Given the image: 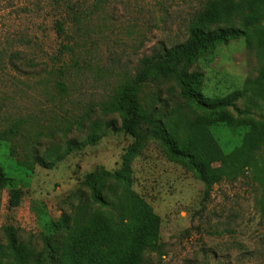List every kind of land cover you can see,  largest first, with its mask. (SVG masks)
<instances>
[{"label":"rangeland","instance_id":"rangeland-1","mask_svg":"<svg viewBox=\"0 0 264 264\" xmlns=\"http://www.w3.org/2000/svg\"><path fill=\"white\" fill-rule=\"evenodd\" d=\"M248 1L0 0V135L16 127L11 141H0V264H30L62 215L104 226L114 227L117 218L126 223L122 211L131 194L157 219L148 264H264V173L245 169L206 196L192 169L149 141L132 159L127 182L104 185L107 208L92 204L85 185L96 171L119 172L133 143L119 131L118 116L103 111L119 83L143 57L184 43L197 17L211 9L226 11L211 28L232 22L247 37L200 55L191 71L203 75L205 99L240 98L235 110L198 109L164 85L167 129L175 126L186 138L188 126L200 120L228 155L251 124L264 125V83H253L264 63V21L243 24ZM155 92L149 87L141 96ZM112 123L116 129L108 128ZM90 138L96 139L87 143ZM69 140L80 148L57 161ZM33 153L50 167L28 169ZM9 228L14 254L7 250Z\"/></svg>","mask_w":264,"mask_h":264},{"label":"trees","instance_id":"trees-1","mask_svg":"<svg viewBox=\"0 0 264 264\" xmlns=\"http://www.w3.org/2000/svg\"><path fill=\"white\" fill-rule=\"evenodd\" d=\"M223 17H226L224 9H211L205 15L195 18L184 43L143 57L133 76L123 80L114 90L111 102L106 104L103 111L118 116L119 131L131 137L133 143L123 157L119 172L107 174L101 170L86 178L85 185L90 191L93 205L107 208L102 195L104 185L108 182H127L126 175L132 159L149 141L157 142L172 159L192 169L205 184L206 196L215 184L223 180L233 182L245 169L255 170L260 176L264 173V125L251 124L241 146L228 155L223 154L207 126L200 120L188 126L185 130L186 138L181 137L183 135L178 133L175 126L170 127V131L167 129L168 111L160 97L161 87L167 84L175 86L179 98L187 105L210 111L235 110L239 94L227 100H207L201 92L203 75L191 71L200 55L219 45L247 37L232 22H225V28H211L212 24L221 21ZM242 18L247 27L263 22L264 0H249L246 15ZM55 31L59 36L64 34L61 23H56ZM246 43L249 44L247 38ZM253 83H264V63ZM149 87L155 89V94L150 97L145 94L141 96ZM108 128L116 129L113 123ZM15 133L16 127L2 132L0 141H11ZM95 139L90 138L87 143ZM80 146L74 140L67 141L65 151L57 157V161L63 160ZM29 159L30 170L36 165L50 167L35 153L30 154ZM4 187L5 178L0 171V189ZM122 213L127 215V222L117 218L114 227L86 219L82 223L79 219L62 215L52 226L53 235L43 238L42 249L31 257L30 264H148L145 252L155 247L157 241L156 217L134 194L130 195ZM6 234L7 250L14 254L15 233L9 228Z\"/></svg>","mask_w":264,"mask_h":264}]
</instances>
